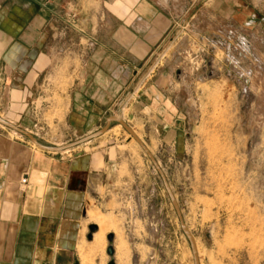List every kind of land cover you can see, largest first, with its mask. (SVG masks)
<instances>
[{
  "label": "rangeland",
  "instance_id": "1",
  "mask_svg": "<svg viewBox=\"0 0 264 264\" xmlns=\"http://www.w3.org/2000/svg\"><path fill=\"white\" fill-rule=\"evenodd\" d=\"M103 1L68 0L55 50L50 39L49 66L25 110L12 114L8 90L0 89V119L51 148L89 137L107 118L121 119L165 177L200 264H264V45L253 46L242 61L239 48L229 57L223 46L201 45L204 34L188 33L175 42L178 30L141 73L170 76V84L160 86L171 92L178 110L128 114L121 103L86 128L81 122L71 126L69 88L81 67V49L99 32ZM0 86H6L3 78ZM3 138L60 161H90V175L81 172L76 188L85 199L77 230L71 245H62L73 254L70 264H194L161 178L120 125L62 153L42 152L0 126ZM33 187L19 189L29 205L40 192ZM93 225L98 230L89 242ZM108 235L113 257L107 256Z\"/></svg>",
  "mask_w": 264,
  "mask_h": 264
},
{
  "label": "crops",
  "instance_id": "2",
  "mask_svg": "<svg viewBox=\"0 0 264 264\" xmlns=\"http://www.w3.org/2000/svg\"><path fill=\"white\" fill-rule=\"evenodd\" d=\"M67 2L0 0V79L6 81L0 89L7 88L13 112L25 110L49 66L50 39L55 50ZM102 6L99 32L81 49V67L69 88L71 126L81 122L86 128L121 103L128 114L178 110L160 86L170 84V76L162 70L141 75L178 30L175 42L204 34L201 45L223 46L229 57L239 48L242 61L253 46L264 45V0H104ZM91 167L84 159L64 162L0 139V264H70L73 254L62 245H71L77 230L85 199L76 188ZM24 175L26 187L32 183L40 191L32 205L20 195Z\"/></svg>",
  "mask_w": 264,
  "mask_h": 264
},
{
  "label": "water",
  "instance_id": "3",
  "mask_svg": "<svg viewBox=\"0 0 264 264\" xmlns=\"http://www.w3.org/2000/svg\"><path fill=\"white\" fill-rule=\"evenodd\" d=\"M176 33L178 34V32H176ZM105 121H106V125L104 126V128L102 130H100V131H98L96 133L90 134L89 137H86V138L77 140L74 143L67 144V145H64V146L59 147V148H51V147H48V146L47 147L43 146L41 143H39L37 141V139H35L34 137L32 138L25 131H22L21 129L15 127L14 125H12V124H10L8 122H6L5 120L3 121V120L0 119V126L5 127L8 130L14 132L15 134H19L22 137L26 138L32 145H35V147L37 149L41 150L42 152H46V153H48V152H52V153H62V152H65V151L74 150L77 147H80L82 145L89 144L90 141L95 140V139H98V138L104 136V133H106L108 131L109 126L111 124L120 125L125 130V132L128 135H130L135 140V142L137 143V145L140 147V149L143 150V152L145 153V155L147 156V158L150 160V162L153 163L154 168H155V170L158 173V176L161 178V181H162V184L164 186V189H165V191L168 194L170 203H171V205L174 208L176 217L179 220V224H180L181 231L185 235V237H186V239L188 241L189 248H191L192 262L194 264H200V262L198 260V255H197V248H195L194 240H193L191 234L187 231V228L185 227V224L183 222V219H181L179 206L176 204V202H175V200L173 198V195H172L171 191L168 188L166 179H165V177L162 176V174H161V172H160L157 164L154 162L151 154L149 153V151L147 149L144 148V146L142 145V143L138 140V138L135 135L132 134L131 130L123 123V121H121V119H119V118L116 119V118L110 117V118H107ZM97 230H98L97 229V226H95V225L89 227V235H88V241L89 242L92 241L93 233H96ZM107 239H108V243H109V246L107 248V256L113 257L114 250L112 249V246H111L112 241H113V236L108 235ZM108 264H114V262L111 260V261L108 262Z\"/></svg>",
  "mask_w": 264,
  "mask_h": 264
},
{
  "label": "built area",
  "instance_id": "4",
  "mask_svg": "<svg viewBox=\"0 0 264 264\" xmlns=\"http://www.w3.org/2000/svg\"><path fill=\"white\" fill-rule=\"evenodd\" d=\"M28 185L27 176H23L20 179V191L23 192V188H25Z\"/></svg>",
  "mask_w": 264,
  "mask_h": 264
},
{
  "label": "flooded vegetation",
  "instance_id": "5",
  "mask_svg": "<svg viewBox=\"0 0 264 264\" xmlns=\"http://www.w3.org/2000/svg\"><path fill=\"white\" fill-rule=\"evenodd\" d=\"M9 110H10V112L13 114L14 112L10 109V108H8ZM6 121V120H5ZM7 122V121H6Z\"/></svg>",
  "mask_w": 264,
  "mask_h": 264
},
{
  "label": "bare ground",
  "instance_id": "6",
  "mask_svg": "<svg viewBox=\"0 0 264 264\" xmlns=\"http://www.w3.org/2000/svg\"><path fill=\"white\" fill-rule=\"evenodd\" d=\"M134 135V134H133ZM139 140V139H138ZM140 141V140H139ZM35 146V145H34ZM65 152H69V151H65Z\"/></svg>",
  "mask_w": 264,
  "mask_h": 264
}]
</instances>
